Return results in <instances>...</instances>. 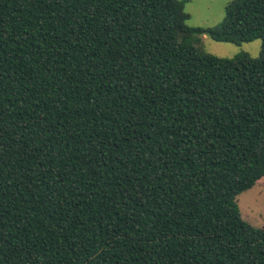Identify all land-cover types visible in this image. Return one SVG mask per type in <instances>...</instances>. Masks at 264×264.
<instances>
[{
	"label": "trees",
	"instance_id": "trees-1",
	"mask_svg": "<svg viewBox=\"0 0 264 264\" xmlns=\"http://www.w3.org/2000/svg\"><path fill=\"white\" fill-rule=\"evenodd\" d=\"M0 0V264H264V0ZM193 35L258 57L221 58Z\"/></svg>",
	"mask_w": 264,
	"mask_h": 264
},
{
	"label": "rangeland",
	"instance_id": "rangeland-1",
	"mask_svg": "<svg viewBox=\"0 0 264 264\" xmlns=\"http://www.w3.org/2000/svg\"><path fill=\"white\" fill-rule=\"evenodd\" d=\"M183 3L185 12L189 15L186 24L190 28H210L220 24L224 17V9L230 0H178ZM193 42L200 50L221 58H232L247 53L258 57L261 41L233 45L219 43L206 35H193ZM236 204L242 218L250 221L257 229H264V177L251 189L236 197Z\"/></svg>",
	"mask_w": 264,
	"mask_h": 264
}]
</instances>
